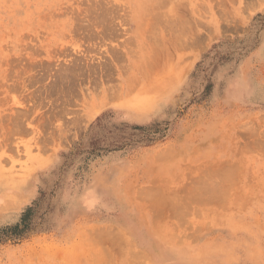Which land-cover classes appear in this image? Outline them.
Wrapping results in <instances>:
<instances>
[{
    "label": "rangeland",
    "instance_id": "obj_1",
    "mask_svg": "<svg viewBox=\"0 0 264 264\" xmlns=\"http://www.w3.org/2000/svg\"><path fill=\"white\" fill-rule=\"evenodd\" d=\"M0 264H264V0H0Z\"/></svg>",
    "mask_w": 264,
    "mask_h": 264
}]
</instances>
